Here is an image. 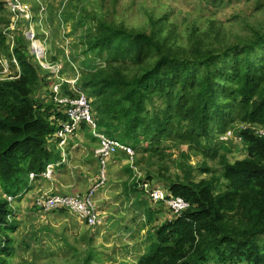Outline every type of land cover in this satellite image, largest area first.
Listing matches in <instances>:
<instances>
[{"label": "trees", "instance_id": "1", "mask_svg": "<svg viewBox=\"0 0 264 264\" xmlns=\"http://www.w3.org/2000/svg\"><path fill=\"white\" fill-rule=\"evenodd\" d=\"M8 1L0 0V264H16L13 233L18 223L6 197L20 198L32 173L41 175L61 159L54 138L67 121L53 101L57 79L30 52L22 31L25 24L29 30V23L20 21L14 39L9 38ZM26 2L39 22L41 1ZM47 6L51 15L46 23L55 25L57 19L61 27L74 21L73 32L82 29L83 50L62 60L46 53L51 60L44 62L63 63L64 73L79 64L77 89L87 95L99 132L136 151V167L145 172L141 179L190 204L181 215L155 226L163 207L145 199L127 167L125 192L136 195L145 225L152 227L148 252L137 264H264V138L240 129L264 128V26L247 24L252 34L230 42L231 31L211 21L182 38L165 19H151L148 32L90 13L75 0L63 13ZM5 62L19 69L15 76L1 77ZM64 89L66 96L75 97L67 85ZM237 130L247 157L231 163L222 137ZM90 140L96 142L93 136ZM182 148L187 151L180 153L181 173L173 174L170 150ZM192 157L202 158L198 172L207 176L200 181L194 179ZM209 160L218 162L221 171L210 167ZM99 180L98 174L93 184ZM90 229L82 246H70L74 264H103L95 229Z\"/></svg>", "mask_w": 264, "mask_h": 264}, {"label": "rangeland", "instance_id": "2", "mask_svg": "<svg viewBox=\"0 0 264 264\" xmlns=\"http://www.w3.org/2000/svg\"><path fill=\"white\" fill-rule=\"evenodd\" d=\"M40 1L43 7L40 15L38 14L40 21L34 22L32 13L33 20L28 22L30 25L29 30L27 29L28 25L25 24L22 31H25L26 35L28 31H33L36 35L37 44L35 46L37 50L48 53L49 57L50 55H59L62 60L64 55L70 57L71 53L81 54L83 49L80 43L83 31L78 28L76 32H73L74 21L61 27L58 26L59 21L57 19L55 25L51 26V23H46V18L51 15L47 4L59 13H63L70 0ZM75 3L79 4L80 7H86L90 13L96 12L118 24L148 32L153 29L151 19L155 21L165 19L167 26H173L182 38L193 27L207 28L211 21H217V24L221 22L231 31L229 35L232 36V40L230 42H237L239 39L251 35L248 25L264 26V0H220L219 2L212 0H75ZM27 4L31 7V4L28 2ZM73 8L71 7L70 10ZM57 26L58 29L55 30ZM2 28L4 27L0 25V29ZM27 40L30 43V52L33 54L32 42L29 39ZM62 51H65V54ZM49 57L46 58L50 62ZM36 59L40 64L41 62L44 64V69H46L45 66H53L44 62L43 59L40 61L37 56ZM80 60L82 61L83 57H80ZM4 65L5 72L1 75L2 78L15 76V73L19 70H13L6 62ZM58 65L63 68L62 77L67 79L80 77L79 73L76 74V72H81L79 64H75V71L67 68L65 73L63 72L65 70L63 63ZM54 75L56 77V74ZM47 90L45 88L41 91L39 99L43 98L42 94L47 93ZM243 129L253 131L258 138H264V128L261 126L256 128L255 126H248ZM238 133L239 130L236 131V137H239ZM92 136L88 128H83L75 136L74 142H76V145H73V142L71 146V148L75 146L72 150L71 166L60 168L63 181L67 182L64 179L66 177L77 178V181L73 180V183H71L73 193L70 194L72 195L74 193L80 195L88 193L98 177L99 166L95 153L98 143L97 140L96 142L90 140ZM223 137L222 141L225 142L224 148L229 162L235 163L247 157L243 138H241V141L236 142L234 139L225 141V137ZM83 144L85 147L81 146ZM71 148L69 152H71ZM170 151L174 154L173 160L175 161L171 172L180 174V153L187 151V148ZM114 157L115 159L110 161L108 167L107 182L103 188L97 191L96 195L99 219L102 220V224L99 228L93 230L94 244L100 250L103 264H137V259L146 254V251L148 252L147 236L152 227L145 225V216L140 210L141 208L136 205V195L131 193L128 196L125 192L124 182L128 179L126 171L127 167H131L128 156L120 153ZM201 161V157H192L189 162L194 167L193 176L196 181H200L207 176H202L198 172ZM208 165L218 172L221 171L218 162L209 160ZM137 169L143 174L142 178H144L145 172L143 169L138 167ZM133 172L135 175L134 170ZM43 191L49 190L44 189ZM51 191L53 190L51 189ZM34 193V191L29 192L26 189L22 197L15 200L11 205L18 223V228L13 233L15 263L74 264L73 251L70 246H82L85 243L84 238L90 235L91 229L76 216L67 212L42 214L36 210L34 203L40 196L37 195V192ZM145 199L147 200L146 197ZM162 207L163 215L157 217L155 226L161 225L166 219L172 218V214L165 206Z\"/></svg>", "mask_w": 264, "mask_h": 264}, {"label": "built area", "instance_id": "3", "mask_svg": "<svg viewBox=\"0 0 264 264\" xmlns=\"http://www.w3.org/2000/svg\"><path fill=\"white\" fill-rule=\"evenodd\" d=\"M7 11L11 16L10 25V39H14V32L17 30V25L20 21L31 22L33 15L31 7L27 4L26 0H9L7 3ZM31 30V29H30ZM27 38L34 45L33 54L37 56L40 61L46 59V52L38 51L36 44V35L34 32L29 31ZM42 66L44 64L41 62ZM46 69L51 73L56 74L57 82L52 86L53 101L60 108L64 109V114L67 117V121L61 123L58 129L54 142L57 145V149L61 152V159L56 163L48 164L46 170L41 174L37 175L32 173L30 175V185H33L36 179L42 178L46 181H54L53 177L56 169L62 166L70 165L71 157L69 155L70 148L74 142L75 136L86 126L93 137L97 140L98 148L95 150L96 159L99 165V182L93 185V188L84 195H66L60 193H54V191H43L37 192L38 197L35 200V208L42 214L56 213V212H67L73 216H76L81 220L88 228H99L102 224V220L99 219V212L97 207L96 195L97 191L104 187L107 182V171L110 165V161L114 159L115 155L124 153L129 158V163L132 169L135 171V179L139 182V188L144 191L146 198L153 204H161L173 215L179 216L187 209L190 208V204L187 203L183 198L174 197L171 198L167 191L157 183L147 182L143 177V174L135 166L136 151L121 143L118 140L107 137L104 133L99 132L97 121L95 119L92 106L87 95L77 89V84L80 77L76 79H67L62 77V66L59 65H48ZM53 74V75H54ZM55 76V75H54ZM68 86L75 92V97L66 96L64 87ZM241 126L240 129L244 130ZM257 126H255L256 128ZM236 133L228 132L224 136V140H235L236 142L241 141V136L236 137ZM234 135V136H233ZM139 176V177H138ZM36 195V196H37ZM20 198L22 197L19 196ZM12 204L16 198L6 197Z\"/></svg>", "mask_w": 264, "mask_h": 264}, {"label": "crops", "instance_id": "4", "mask_svg": "<svg viewBox=\"0 0 264 264\" xmlns=\"http://www.w3.org/2000/svg\"><path fill=\"white\" fill-rule=\"evenodd\" d=\"M73 145H76V142H74ZM81 146L82 147H85L84 144L81 145ZM74 148H75V146H73L71 148V152H69V155H70L71 158H72V150ZM117 165H119V163H117ZM122 166H124V164H122ZM98 169H99V167H98ZM120 170H121V168H120ZM60 173H61V170L60 169H56L55 174H54V177H53V179H54L53 182H55V183H53V184H52V182L43 180L42 178L36 179V181L34 182V184L29 186L28 191L29 192L34 191L35 192L34 194H36V192H38L39 190H44V189L45 190H51L52 189L54 191V193H60V194L70 195V193H73L72 192L73 191L72 190L73 189V186H72L71 183H73V180L77 181V178H73L72 179L71 177H66L64 179H66L67 182H65V181H63V178H61L62 174H60ZM74 195H80V194L74 193ZM96 201H98V200H96Z\"/></svg>", "mask_w": 264, "mask_h": 264}, {"label": "water", "instance_id": "5", "mask_svg": "<svg viewBox=\"0 0 264 264\" xmlns=\"http://www.w3.org/2000/svg\"><path fill=\"white\" fill-rule=\"evenodd\" d=\"M32 47H33V49H34V45L32 44ZM33 52H34V50H33Z\"/></svg>", "mask_w": 264, "mask_h": 264}, {"label": "bare ground", "instance_id": "6", "mask_svg": "<svg viewBox=\"0 0 264 264\" xmlns=\"http://www.w3.org/2000/svg\"><path fill=\"white\" fill-rule=\"evenodd\" d=\"M10 38V37H9ZM37 44V43H36Z\"/></svg>", "mask_w": 264, "mask_h": 264}]
</instances>
